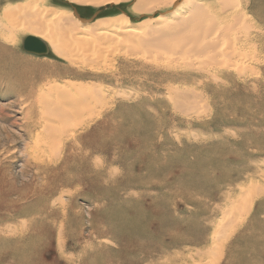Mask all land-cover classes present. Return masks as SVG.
<instances>
[{"label": "rangeland", "instance_id": "obj_1", "mask_svg": "<svg viewBox=\"0 0 264 264\" xmlns=\"http://www.w3.org/2000/svg\"><path fill=\"white\" fill-rule=\"evenodd\" d=\"M197 1L228 25L214 59L121 44L70 60L0 32V264H264V0H192L180 15ZM47 2L85 24L149 18L136 0ZM69 80L97 98L50 165L33 157L39 97ZM176 91L196 95L181 106Z\"/></svg>", "mask_w": 264, "mask_h": 264}, {"label": "bare ground", "instance_id": "obj_2", "mask_svg": "<svg viewBox=\"0 0 264 264\" xmlns=\"http://www.w3.org/2000/svg\"><path fill=\"white\" fill-rule=\"evenodd\" d=\"M70 1L102 4L105 2L118 3L121 0ZM189 2H192V0H136L134 5V9L136 11L141 13L146 12L149 18L151 17V14L156 11H162V14L160 13L161 16H159L158 21L157 18L152 20L154 18L151 17L152 19H143V21L139 22L138 24L136 23L135 25L131 23L128 18L119 15H113L110 18H102L96 22L85 24L79 19L80 17H77L78 14H74L70 9L48 4L47 0H22L18 2H8L3 6L0 12V32L8 33L7 36L6 34L4 36V38H7L8 42L15 41L17 36L22 33L38 36L42 38L48 44V46L50 44L52 46L50 47L53 48V51L58 56H63L69 58L70 60H72V56L74 57L77 54L91 55L97 52L100 53V51H103L104 48H109L110 45H112L111 48L114 47V50L115 48L120 49L121 44L123 46L122 48H134V50L141 53H153L159 51L160 49H168L169 51H172L173 54L186 56L187 58L189 56L210 53L212 54L210 57L214 59L218 53H222L218 50V48L223 44H221V38L225 27L226 34L228 25H225L223 28L221 24L223 21H219L214 17V14L212 15L209 13L206 10L209 4L206 6L202 1L194 2V4L191 6L190 12L186 15L183 14L184 16H181L180 14L183 13V9L181 8H183L185 3L188 4ZM240 2H242V0H224L226 12L230 10L229 8H233L234 5L237 6V4H241ZM180 9L182 10V13H179ZM239 31L242 30L240 29ZM232 32H234V30L230 33ZM233 45L231 46L233 47ZM220 50L222 51V49ZM104 53L106 54V52ZM56 80L58 79L55 78V81ZM59 84L53 85L54 89L52 94H54V96H40L41 94L38 95L40 96L39 102L42 103L41 106H39L41 107L40 109L43 110V113L40 111L39 112L40 115L44 114L42 115V123H40L42 124V130L41 128L40 130L44 134V136L42 135V142L46 143V146L49 150L48 152H45V146L42 149L43 151H41V153L38 152L36 156L33 155L37 150L34 152L32 156L40 162L46 161L49 163L52 158L59 160V158L65 159L67 157L65 155V151L67 150L68 145L63 143V141L67 139L66 137L70 136L69 134H67V136L65 135L67 129L69 130L72 127L74 130L76 129L78 125L77 123L73 124V121L78 118L77 115L75 116L77 110H86L90 107L93 99L95 98L96 100L97 98L91 94V89L86 90L85 88H79V84L73 80H69L66 86ZM93 90L95 91V89ZM39 93L43 92L41 91ZM194 95L196 94H193L192 92L176 91L174 92V99H176V102L181 106H185L188 104L189 98ZM97 96L99 97L100 94L98 93ZM52 97H55V99L56 97H58V99L61 98V101H57L58 99L53 100ZM80 113L81 111L79 112V117L85 116L83 114L80 115ZM82 113L85 114V111ZM83 123L85 122H80V124ZM62 135L66 136L63 141L61 139ZM2 140L3 139L1 138L0 141ZM77 151L80 152V150ZM64 161L65 160H63V164ZM246 205L248 206L249 204ZM249 208L250 206L243 207L241 212L246 213L249 211ZM234 224L235 223H233V226Z\"/></svg>", "mask_w": 264, "mask_h": 264}, {"label": "water", "instance_id": "obj_3", "mask_svg": "<svg viewBox=\"0 0 264 264\" xmlns=\"http://www.w3.org/2000/svg\"><path fill=\"white\" fill-rule=\"evenodd\" d=\"M80 20L83 22H87V20L84 18H81ZM23 47L27 52L37 55H46L49 53L48 44L38 36L28 35L27 37H25Z\"/></svg>", "mask_w": 264, "mask_h": 264}]
</instances>
